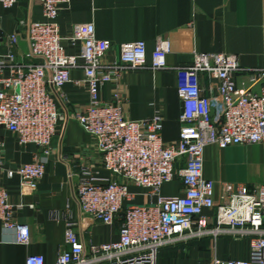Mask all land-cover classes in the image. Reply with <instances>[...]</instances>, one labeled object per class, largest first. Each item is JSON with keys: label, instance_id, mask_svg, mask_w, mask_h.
Here are the masks:
<instances>
[{"label": "built area", "instance_id": "2783aa9c", "mask_svg": "<svg viewBox=\"0 0 264 264\" xmlns=\"http://www.w3.org/2000/svg\"><path fill=\"white\" fill-rule=\"evenodd\" d=\"M76 0H36L42 9L41 22L19 21L13 34L2 32L0 20V131L10 133L19 146L31 145L39 152L33 161L4 170V142L0 137V223L16 232V243L27 246V226L14 220L3 183L17 177L20 186L35 193L52 153L51 141L68 122L75 121L94 142L102 168L110 178L102 179L89 166L68 171L72 200L84 218L105 226H118V240L96 245L86 240L76 224L66 221L64 249L55 264H156L159 252L179 243L231 236L248 240L252 255L264 264V184L235 192L225 189L215 202V184L203 175V153L207 147L225 150L234 146H264V68L248 70L251 89L237 88L234 77L242 71L237 56L195 54L191 64L169 68L168 42L158 39L148 65L144 42L119 46V58L105 62L112 49L109 41L98 40L92 24L72 28L66 38L80 52L68 55L63 47L57 19ZM17 0H0V8L11 9ZM27 51L14 52L20 38ZM173 69L181 101L180 132L176 142L161 138L162 119L132 121L124 115V98L114 92L108 102L99 93L129 70ZM82 70V81L71 72ZM216 84V95H204L200 77ZM84 86L89 103L82 112L71 114L63 88ZM258 86L259 92L252 88ZM58 159L65 162L59 152ZM179 180L182 194L164 198L161 188ZM130 186L145 191L146 204L134 203ZM229 192V193H228ZM216 209L215 223L203 216ZM25 264H45L39 255H29ZM212 264H252L243 260L214 258Z\"/></svg>", "mask_w": 264, "mask_h": 264}, {"label": "crops", "instance_id": "0c3cea01", "mask_svg": "<svg viewBox=\"0 0 264 264\" xmlns=\"http://www.w3.org/2000/svg\"><path fill=\"white\" fill-rule=\"evenodd\" d=\"M0 20L3 34L10 35L19 21L41 22L42 9L36 0H17L11 9L0 8ZM57 23L68 55L80 52L79 44L72 46L66 41L72 28L92 24L96 39L112 44L105 62L118 60L121 44L142 41L150 65L160 38L169 44L165 59L169 68L191 64L195 54L237 56L242 71L235 74L234 80L240 89H251L248 70L264 68V0H76L60 12ZM26 51L21 37L14 52L22 56ZM6 53V48H0V54ZM83 78L82 70L71 72L73 81ZM200 86L204 95H216V84L207 76L200 77ZM252 90L258 93L259 87ZM63 92L71 114L82 112L89 103L84 86L68 83ZM114 92L124 98L127 119L149 120L159 114L162 141L169 144L178 140L182 109L177 74L173 69L148 67L125 71L115 82L101 88L100 100L110 101ZM0 137L4 142V170L31 163L39 152L31 145L19 146L14 137L3 130ZM51 150L35 193L23 190L17 177L6 179L3 176L9 202L15 207L14 220L28 227L30 243L27 246L17 244L16 232L5 230L0 223V264H25L29 255L42 256L45 264H55L58 253L64 249L67 220L74 222L76 231L84 232L86 240L93 244L118 240L117 225L105 226L84 218L72 200V188L67 179L69 169L78 171L80 166H89L100 178H110L102 168L93 139L75 121H70L52 139ZM59 152L65 162L59 161ZM203 175L215 184L216 203L221 201L226 188L233 193L241 186L262 185L264 146H234L225 150L207 147L203 153ZM182 189L181 182L175 180L165 184L160 195L177 197ZM130 192L135 204H146L144 190L130 186ZM203 216L214 224L216 209L205 210ZM216 257L259 264V257L250 253L248 240H235L231 236L170 246L159 252L156 264H212Z\"/></svg>", "mask_w": 264, "mask_h": 264}]
</instances>
